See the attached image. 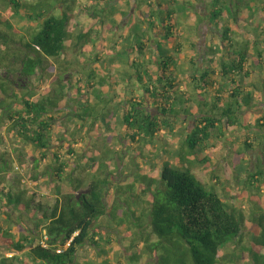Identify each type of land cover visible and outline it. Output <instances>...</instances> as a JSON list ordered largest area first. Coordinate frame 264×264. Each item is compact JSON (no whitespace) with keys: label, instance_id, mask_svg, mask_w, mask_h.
Segmentation results:
<instances>
[{"label":"rangeland","instance_id":"374dc122","mask_svg":"<svg viewBox=\"0 0 264 264\" xmlns=\"http://www.w3.org/2000/svg\"><path fill=\"white\" fill-rule=\"evenodd\" d=\"M209 1L212 0H21L22 5L31 6L23 9L24 14L26 11L32 15L41 8L56 17H61L63 11L70 14L69 31L72 37L66 44L65 53L57 59H49L45 69L38 71L31 80L16 79L18 96L30 92L34 101L62 97L61 104H65V108L53 114L56 121L53 123L51 148L48 158L38 161V169L35 167L36 160L41 157L40 152L9 131L7 125H0V156L12 167L7 175L2 174L4 179L0 178V200L3 199V204L6 202L1 188H5V192L12 188L14 193L23 192L26 201L35 196V205L50 208L54 204L57 188L69 189L73 178L83 181L77 196L87 192L96 178H108L110 186L102 188V193L108 197V206L112 203L121 212L125 223L118 227L109 216L102 217L98 221L95 238L99 247L89 242L81 248L76 259L78 264L159 262L161 253L146 248L159 240L151 233L147 217L151 196L143 193L142 178H159L165 162L183 164L178 152L187 132L201 118V109L206 110L203 101L211 105L216 97H224L225 102L230 99L228 85L218 75L222 61L247 48L243 42L248 43L251 39L257 40L264 50V0H219L224 15L218 21L211 17L213 10ZM160 4L162 8H159ZM49 5L53 10L48 8ZM0 11L3 17L11 20L18 38L27 39L40 27L41 21L30 22L24 15L13 17L3 0H0ZM170 11L176 14V24L171 35H167L166 31L164 34L159 29L166 30L160 21ZM151 16L154 18L151 19ZM235 17L238 19L235 20ZM150 21L154 23V31L150 29ZM225 28L231 30L230 36L235 45L229 47L225 43L227 50L221 52ZM80 35H86L85 39H79ZM140 43L146 46L142 56H139L137 47ZM249 47L247 69L251 77L245 86L255 91L257 106L246 116L250 128L258 132L256 119L264 113V94L261 92L264 89V67L256 64L258 57L252 42ZM162 53L174 58L171 70L180 90L185 93V101L181 103L171 99L174 113L169 117L170 125L152 143L143 140L131 143L121 125L124 102L142 93L131 63H142V71L149 66L155 72V62ZM207 67L213 71L211 79H217L219 84L200 97L194 89L193 76L202 74ZM90 72L96 74L95 89L87 87ZM0 76L4 77V71ZM143 78L146 81L147 78ZM220 85L223 95L217 91ZM78 87L82 88L81 94L77 91ZM175 97L179 100L180 94L174 93ZM84 103H89L95 113L83 122L75 115ZM144 105L153 114H159L156 108L159 103L154 99L144 100ZM20 107L16 105L17 109ZM238 128L227 126L225 138H212L210 147L200 152L210 158L209 165L198 162L195 157L188 159L193 173L205 187L211 190L214 186L227 204L241 203L246 224L242 245L250 247L253 235L251 221L257 213L255 208H264V175H261L264 172V143L259 144L258 138H251L254 147L245 153L246 138ZM71 149L74 153L69 152ZM54 154H58L67 165L63 182L51 181L47 177L34 181L35 174L42 176L49 171L54 163ZM102 164L106 167L101 168ZM133 214L135 218L142 219L140 228L136 227L138 222L133 219ZM34 216L31 211L27 213L0 203V224L4 229L11 227L15 238L21 234L39 236ZM169 240L168 244L172 245L181 242L177 237ZM261 251L264 254V250ZM243 252L230 244L220 256L240 253L241 259L237 264H252L250 254ZM1 255L11 258L14 253L4 250L0 251Z\"/></svg>","mask_w":264,"mask_h":264},{"label":"trees","instance_id":"16d2710c","mask_svg":"<svg viewBox=\"0 0 264 264\" xmlns=\"http://www.w3.org/2000/svg\"><path fill=\"white\" fill-rule=\"evenodd\" d=\"M3 2L11 9L13 17L24 15L30 22H41L39 29L29 38L22 36L18 38L11 20L3 17L0 11V73L4 71V77L0 76V125H7L9 131L34 146L41 154L36 161L43 162L48 158L51 148L53 123L56 121L53 114L63 110L65 104H61L62 97L34 101L30 92L18 96L16 79L19 77L31 80L38 71L45 69L49 59H57L65 53L66 44L72 37L69 31L70 14L68 11H63L61 17H56L48 10L41 8L39 12L29 15L26 11L24 14L23 9L31 6L22 5L21 0H3ZM209 2L213 10L212 19L220 20L224 14L219 0ZM48 8L53 10L52 5ZM159 8H162L161 4ZM175 15L173 11H170L165 18H161V26L166 30L161 27L159 32L166 34V31L167 35H171L175 30ZM153 18L151 16V19ZM237 19L238 17H235V20ZM149 23L150 29L154 31V23L152 21ZM230 32L229 28L223 30L221 52L227 50L225 43L229 47L235 45ZM85 37L86 35H80L79 39H85ZM251 42L258 57L256 64L264 67V50L259 46V42L253 39L248 43L243 42L247 48L236 52L234 57L230 56L227 60H223L218 75L228 85L230 99L225 102L224 97H216L211 105L203 101L206 110L201 109V118L187 132L178 152L183 164L165 162L159 178L147 176L142 178L143 193L151 196L147 213L151 233L159 240L152 247L146 248L149 251L161 253L158 264H222L223 262L237 264L241 259L240 253L220 256L221 251L230 244L241 249L243 254V250L248 252L252 264H264V254L261 251L264 250V208L259 206L255 208L257 213L251 221L253 226L251 245L243 246L242 239L246 224L244 212L240 207L241 203L227 204L214 186L210 188L211 190L205 187L193 173L188 159L195 157L198 162L209 165L210 158L202 156L200 152L210 147L212 138H225L224 130L227 126L239 127L238 131L243 138H246L245 153L254 147L253 142L250 141L251 138H258L259 144L264 143L262 138L264 113L256 119V127L260 129L258 132H253L246 116L247 112L257 106L255 91L245 86L247 79L251 77L247 69ZM137 47L139 56H142L146 46L140 43ZM157 47L161 49L160 46L157 45ZM213 54L214 52L210 54L211 60ZM173 61L174 58L170 54L162 53L155 62L157 64L155 72L149 66L142 71L144 67L142 63H131L142 91L140 96L133 95L124 102L125 111L121 125L127 140L131 143L140 140L152 143L170 125L169 117L174 113L171 99L185 101V93L180 90L171 70ZM211 72L213 73L207 67L202 74L193 76L194 89L200 97H204L209 90L216 89L219 84L217 79H211ZM143 76L147 78L146 81ZM88 77L89 80L86 82L88 89H95V72L88 73ZM262 87L264 88V82ZM77 91L81 94L82 88L78 87ZM217 91L218 94L224 93L221 85ZM177 92L180 94L179 100L176 97L173 98V94ZM261 92L264 94V89ZM153 99L159 103L156 105L159 114H153L144 105V100ZM19 100H21L20 103ZM16 105L21 107L17 109ZM92 108L89 103H84L75 116L84 122L94 115L95 109ZM186 109L184 112L187 111ZM69 152L74 153L72 149ZM90 159L94 161L93 158ZM0 160V178L4 179L2 174L7 175L12 167L1 156ZM38 164L39 162L35 169H38ZM105 167L104 164L101 165V168ZM66 168L67 165L61 157L54 154V163L49 171L42 176L35 174L33 180L39 181L47 177L51 181L62 183ZM261 175H264V172ZM107 186H110L109 179L98 177L90 183L87 192L77 196L78 191L83 187V181L73 178L69 189L57 188L54 204L50 208H44L41 204L35 205V196L26 201L23 192L14 193L12 188L5 192V188H1L2 197L6 200L3 204L1 199V205L14 206L18 210L34 213L33 219L39 227V236L21 234L19 238H15L11 227L4 229L0 224V251L14 253L11 258L1 255L0 264H78L76 259L81 248L89 242L99 247L95 238L98 233V221L102 217L109 216L118 227L125 223V218L114 207L115 205L107 204L108 197L102 193V188ZM7 217L10 216L7 214ZM133 219L137 220L138 223L135 225L140 228L142 219L135 218L134 214ZM45 236H47V248L41 245ZM172 237H177L181 242L177 245L168 244ZM58 250L62 252L58 253Z\"/></svg>","mask_w":264,"mask_h":264},{"label":"built area","instance_id":"2783aa9c","mask_svg":"<svg viewBox=\"0 0 264 264\" xmlns=\"http://www.w3.org/2000/svg\"><path fill=\"white\" fill-rule=\"evenodd\" d=\"M46 241H47V236L44 237V240L41 242V245L44 247V248H47V245H46ZM69 245V244H68ZM62 251L61 250H58V253H61Z\"/></svg>","mask_w":264,"mask_h":264}]
</instances>
